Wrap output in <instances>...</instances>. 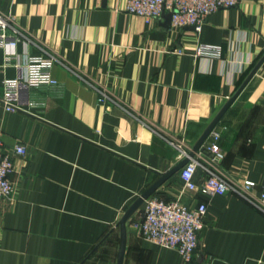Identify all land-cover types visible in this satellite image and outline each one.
Wrapping results in <instances>:
<instances>
[{
	"label": "crops",
	"instance_id": "crops-1",
	"mask_svg": "<svg viewBox=\"0 0 264 264\" xmlns=\"http://www.w3.org/2000/svg\"><path fill=\"white\" fill-rule=\"evenodd\" d=\"M19 32L0 48V136L14 158L13 199H0V264H116L119 221L137 197L193 149L247 195L264 187V0H239L201 27H174L126 10V0H0ZM167 12V11H166ZM11 34L13 30H10ZM217 44L219 57L194 54ZM50 52L56 83L24 93L23 109L2 102L3 79L19 55ZM224 157L214 159L216 140ZM205 172L198 168L196 181ZM153 194L207 204L206 225L190 260L142 237L127 220L123 264H264V211L246 193L185 188L179 170Z\"/></svg>",
	"mask_w": 264,
	"mask_h": 264
},
{
	"label": "built area",
	"instance_id": "built-area-1",
	"mask_svg": "<svg viewBox=\"0 0 264 264\" xmlns=\"http://www.w3.org/2000/svg\"><path fill=\"white\" fill-rule=\"evenodd\" d=\"M239 0H126V10L143 15L146 19L161 16L171 12V25L184 27L193 25L198 30L207 16L221 7H230ZM12 17L0 11V48L5 45H14L19 32L12 24ZM14 34H11L10 30ZM198 56L219 57L221 47L217 44L198 42L194 48ZM8 62L13 63L18 69L24 67L26 73L19 70L17 75L6 76L3 79L2 102L7 109H23L24 93L30 88L41 84H54L56 79L52 75L51 67L56 62V57L50 52L30 54L26 63H22L19 55H10ZM214 142L208 149L213 153L214 159L224 157V152L218 143L219 132L213 131ZM181 156H189V151L180 144ZM27 149L22 143H16L12 150L5 147L0 136V199L11 200L15 194V186L11 178L14 172V158L24 155ZM201 168L206 174L202 181H196V173ZM179 174L185 188L193 189L209 195L226 193L237 190L248 193L254 186L250 180L236 187L219 175L210 165L202 163L197 155L190 156L189 160L179 169ZM247 197H249L247 195ZM264 211V187L259 197H249ZM143 205L140 219L135 221L137 232L160 246L179 250L185 260L194 256L199 245V233L206 225L207 204L200 202L196 206L186 205L180 197L165 199L155 194L148 196Z\"/></svg>",
	"mask_w": 264,
	"mask_h": 264
},
{
	"label": "water",
	"instance_id": "water-1",
	"mask_svg": "<svg viewBox=\"0 0 264 264\" xmlns=\"http://www.w3.org/2000/svg\"><path fill=\"white\" fill-rule=\"evenodd\" d=\"M165 17L167 18V22L171 21V12H165ZM194 28L193 25H190ZM233 101V98L229 99L223 107L218 111V113L215 115V117L211 120V122L207 125V127L204 129L203 133L199 137V139L196 141L193 149L189 152V156L184 157L181 159L177 164H175L173 167H171L169 170H167L164 173H161L160 177L154 181L147 189H145L138 197L137 199L126 209L123 216L121 217L119 221L120 230H121V243H120V249L118 253L117 263L116 264H123L124 259V253L126 248V238H127V220L132 216V214L142 205L144 200L150 196L168 177H170L172 174L177 172L188 160L190 156H194L196 151L201 148L204 140L207 138V136L210 134L216 123L219 121L225 110L228 108V106Z\"/></svg>",
	"mask_w": 264,
	"mask_h": 264
}]
</instances>
